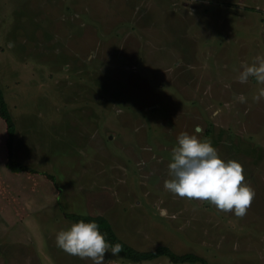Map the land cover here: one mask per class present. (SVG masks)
<instances>
[{
  "label": "rangeland",
  "instance_id": "rangeland-1",
  "mask_svg": "<svg viewBox=\"0 0 264 264\" xmlns=\"http://www.w3.org/2000/svg\"><path fill=\"white\" fill-rule=\"evenodd\" d=\"M257 55L264 0H0L13 156L36 170L4 167L0 120V264H93L57 247L65 212L105 216L136 250L264 264V98L238 80ZM197 126L242 163L255 192L243 218L165 190L177 137Z\"/></svg>",
  "mask_w": 264,
  "mask_h": 264
},
{
  "label": "clouds",
  "instance_id": "clouds-1",
  "mask_svg": "<svg viewBox=\"0 0 264 264\" xmlns=\"http://www.w3.org/2000/svg\"><path fill=\"white\" fill-rule=\"evenodd\" d=\"M241 67L239 82L247 83L254 78L260 86L253 97L258 102L264 98V56L257 55ZM236 100L246 102L242 94ZM202 132L197 126L193 133H179L171 150L169 178L164 181V188L180 198L207 201L218 211L243 218L255 195L251 185L245 182L243 165L236 159H223L212 141L199 135ZM105 236L95 221L80 220L56 234V245L69 255L104 264L106 252L118 257L123 251L120 243L110 244Z\"/></svg>",
  "mask_w": 264,
  "mask_h": 264
},
{
  "label": "trees",
  "instance_id": "trees-1",
  "mask_svg": "<svg viewBox=\"0 0 264 264\" xmlns=\"http://www.w3.org/2000/svg\"><path fill=\"white\" fill-rule=\"evenodd\" d=\"M0 120L5 127V135L3 136V146L5 149V161L4 167L16 174L21 173H34L36 170L31 168L17 160L13 156V140L16 133L15 124L12 116L9 112L8 105L4 99L3 91L0 88ZM49 180L54 183V176L44 172L43 173ZM59 192V190H58ZM67 218L71 219L74 223L80 220L85 222L95 221L99 225V229L102 233L106 234L105 239L110 244L120 243L123 246V251L119 256L132 262L149 261L159 257L166 258L170 263H190V264H209L208 261L193 252L176 253L166 245H158L152 250L140 251L136 250L116 235L111 223L108 219L101 214H79V213H67L64 214Z\"/></svg>",
  "mask_w": 264,
  "mask_h": 264
}]
</instances>
